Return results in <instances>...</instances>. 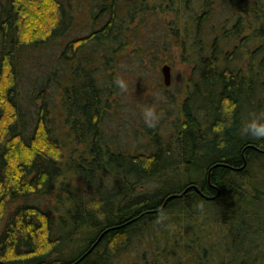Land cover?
<instances>
[{
	"label": "trees",
	"instance_id": "1",
	"mask_svg": "<svg viewBox=\"0 0 264 264\" xmlns=\"http://www.w3.org/2000/svg\"><path fill=\"white\" fill-rule=\"evenodd\" d=\"M168 62L191 70L181 114L124 137L111 122L140 117ZM247 108L264 119V0H0V264H160L149 242L202 215L231 242L192 234L188 260L264 264Z\"/></svg>",
	"mask_w": 264,
	"mask_h": 264
},
{
	"label": "rangeland",
	"instance_id": "2",
	"mask_svg": "<svg viewBox=\"0 0 264 264\" xmlns=\"http://www.w3.org/2000/svg\"><path fill=\"white\" fill-rule=\"evenodd\" d=\"M78 1V0H76ZM252 31V29L247 28L246 31L243 34H250ZM238 40V39H237ZM241 40V39H239ZM262 41V39H260ZM240 42V41H239ZM238 42V43H239ZM244 50L249 54V50L247 48V46L245 47V45L243 46ZM245 57V56H244ZM251 57V56H249ZM246 59L243 58H238V56L234 57V61L233 65H239L241 66L242 64L246 63L244 62L245 60H247V55L245 57ZM179 61V60H177ZM164 63H162L160 65V72L158 74L159 79H157L156 75L155 79L156 83H157V88L161 89L159 90V92H155L152 95L149 96H141L139 97V104L141 105V110H143L140 114V117H138L139 112L138 109H134L131 107V111H127V112H123L121 115V123L122 125L119 126L118 123H120L119 118L116 119V122L111 124L113 125L114 128H120V134L123 135L124 137L126 136V131L128 130V132L130 134H132L133 136L135 135V130L137 132H139V130H141V127L143 126V124H148L145 121L144 118V108L146 106H154L156 109V112L159 116L158 121H161L162 119H164L163 121H165L166 119H172L175 118L176 116H179L181 114V110H180V105L182 100L184 99V95H185V91L186 88L185 86L187 85V81L189 79V73H191V70L188 69V65L184 62H181L179 64H175L174 62H168V64H171L172 66V70H171V84L170 85H166L164 88L168 89L166 90H162L163 86H162V82L163 81V75H162V65ZM247 64V63H246ZM162 75V77H161ZM125 99L128 98V96L125 94L124 95ZM259 100H257L254 105L252 107H254V109H259ZM116 104L121 106L122 105L116 101ZM124 104V102H123ZM173 110V111H172ZM175 111V114H174ZM250 114V108H247L244 114L245 119L248 121L250 118L248 117V115ZM134 117V118H139V123L138 122H134L136 124H134V127H130V123L129 120ZM115 118V117H114ZM113 118V119H114ZM133 138H130L129 140H132ZM142 142L137 141V150H139L140 148L142 149ZM180 180H184V178L181 179H177L175 181H171V183H164V188L169 189L170 187H174L178 181ZM212 214V213H210ZM203 218L202 220H187L183 223V228H180L177 226H173V227H168L166 228L167 232H170L169 234L166 235L163 232H161L160 235H158V237L164 236L165 238L163 240H161V242H149L150 244H153V246L155 247V251H154V255L153 258H157L158 262L160 264L164 263L165 264H177V262L182 261V264H198V256H194L192 257L194 260H188L189 256H191V254L187 253V250L191 249H195L197 250V244L195 246H193V244L190 242V236L192 234H199L202 239H205V241L207 242L206 245L210 248V253L212 251H221L222 249L226 248V245L230 244V240L229 239H225L224 236L219 237L217 234L220 233L219 227L218 225L215 223L214 227L213 224L210 222L211 218L210 215H202ZM204 219V220H203ZM217 225V226H216ZM186 227V230H185ZM182 234V240H178L177 238L178 236ZM207 236L209 238H207ZM261 239L264 240V235L259 236ZM81 241V240H80ZM168 246L169 249H172L176 252V255H171L169 253H160L162 245H166ZM83 243L82 242H78V244L76 246H72V249L68 250L66 255L70 256L73 255L75 253H77L79 251V249H81ZM191 246V247H189ZM249 246V245H248ZM212 247V248H211ZM228 247V246H227ZM221 248V249H220ZM159 249V251L157 252L156 250ZM200 250V248H199ZM198 251V250H197ZM132 258V260H140V258L136 257V253L134 252V254H131L130 256ZM128 258V257H127ZM115 264H123V262H120V260H118L117 262H115Z\"/></svg>",
	"mask_w": 264,
	"mask_h": 264
},
{
	"label": "clouds",
	"instance_id": "3",
	"mask_svg": "<svg viewBox=\"0 0 264 264\" xmlns=\"http://www.w3.org/2000/svg\"><path fill=\"white\" fill-rule=\"evenodd\" d=\"M116 82L121 88L126 87V84L122 79H117ZM144 118L149 126H155L159 116L154 106H146L144 108ZM244 132L250 133L256 137H264V119L257 114H253L252 118L244 125Z\"/></svg>",
	"mask_w": 264,
	"mask_h": 264
},
{
	"label": "water",
	"instance_id": "4",
	"mask_svg": "<svg viewBox=\"0 0 264 264\" xmlns=\"http://www.w3.org/2000/svg\"><path fill=\"white\" fill-rule=\"evenodd\" d=\"M162 70H163V74H164V77H165V83L166 85H170L171 84V80H172V77H171V66H169L168 64H164L162 65ZM196 187V186H195ZM177 194H171L168 196V198H173L175 197Z\"/></svg>",
	"mask_w": 264,
	"mask_h": 264
}]
</instances>
